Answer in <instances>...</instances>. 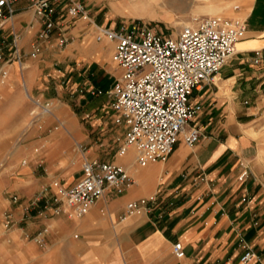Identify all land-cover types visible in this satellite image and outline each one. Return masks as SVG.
I'll return each mask as SVG.
<instances>
[{
  "label": "crops",
  "instance_id": "obj_1",
  "mask_svg": "<svg viewBox=\"0 0 264 264\" xmlns=\"http://www.w3.org/2000/svg\"><path fill=\"white\" fill-rule=\"evenodd\" d=\"M9 2L14 13L0 19V37L17 35L19 59L11 49L3 51L0 210L6 206L13 221L0 229V264H243L246 248L254 258L245 264H264V173L258 158L264 132V0H249L233 11L245 20V35L213 79L190 97L202 107L190 123L199 128L200 140L188 145L180 138L166 159L144 166L133 147L124 155L102 154L100 138L92 143L83 114L71 106L77 102L78 109L93 114L94 127L101 126L108 97L89 90L106 91L121 72L112 61L114 42L95 38L96 25L117 26L102 3H85L88 20H72L67 3H57L68 40L58 45L56 28L33 55L31 44L42 28L33 0ZM41 104L50 108L27 126L33 106ZM115 128L123 134L121 126ZM83 145H90L86 152ZM81 159L120 164L132 183L120 194L106 189L79 218L53 215L42 209L43 201L25 210L38 195L53 193L54 182L74 183ZM243 170L247 175L239 180ZM6 192L19 201L3 198ZM142 198L146 206L127 214L126 204ZM176 242L183 257L173 253Z\"/></svg>",
  "mask_w": 264,
  "mask_h": 264
},
{
  "label": "built area",
  "instance_id": "obj_2",
  "mask_svg": "<svg viewBox=\"0 0 264 264\" xmlns=\"http://www.w3.org/2000/svg\"><path fill=\"white\" fill-rule=\"evenodd\" d=\"M62 1L67 3L64 10L71 19H89L83 0H33L34 11L42 22V28L31 44L33 55L40 48L39 42L49 41L56 28L58 45L67 42L56 17L57 3ZM13 13L9 0H0L1 22ZM246 27L244 19L219 15L197 18L194 24L182 26L175 35H165L135 19L121 21L116 27L96 25V40L114 42L112 61L121 72L106 91L91 88L89 92L108 97L113 124L123 129L117 153L124 155L133 147L137 163L144 166L166 159L180 138L188 145L197 143L200 130L190 123L202 107L198 102H191L190 97L195 89L212 80L235 53V44L244 37ZM11 40L12 56L19 59L17 35ZM259 60L258 56L254 62ZM5 61L3 51H0V73ZM246 175L247 170H243L238 179L242 180ZM131 183L132 179L122 165L84 159L80 176L74 183L63 186L54 182V186H59L57 192L38 195L25 210L43 201L42 209L50 210L53 215L65 212L79 218L106 189L113 188L120 194ZM11 199L16 203L20 197L14 194ZM147 202L148 199L142 198L127 203L126 213L138 212ZM2 218L4 227H10L11 211L5 210ZM173 253L183 257L180 242L173 244ZM253 258L254 253L246 248L240 261L245 264Z\"/></svg>",
  "mask_w": 264,
  "mask_h": 264
},
{
  "label": "rangeland",
  "instance_id": "obj_3",
  "mask_svg": "<svg viewBox=\"0 0 264 264\" xmlns=\"http://www.w3.org/2000/svg\"><path fill=\"white\" fill-rule=\"evenodd\" d=\"M84 3H102V12L110 14L111 20L115 21V26L121 21H129L132 19L140 20L144 22L148 27H151L165 35H175L178 30L184 25H191L195 23V19L202 18L204 16H224L239 18L233 14L239 6H242L244 2L249 0H83ZM59 22L62 18H58ZM74 20V19H72ZM61 25V24H60ZM62 26V25H61ZM63 27V26H62ZM110 27V25L108 26ZM64 31V28H63ZM12 38V37H11ZM10 39L0 37V51L5 49H13ZM86 93V90H84ZM84 93V94H85ZM75 101H71V106L76 112H81V121L84 122L87 133L93 139V142H102V146L99 151L107 156H112L117 153L114 151V146L119 145V140L122 139L121 132H117L115 125L113 124V114H109V107L104 109L105 119H102L101 126H95L93 123V114L81 110ZM44 108H50L48 104L34 105L31 114V120L27 126L34 125L37 114L42 113ZM32 114V112H34ZM101 127V128H100ZM100 138V141L98 140ZM263 142L259 154V163L264 173V132ZM118 139V140H117ZM110 145V146H109ZM90 145H83V152L89 149ZM83 159L79 162V167ZM79 175V172L76 171ZM264 175V174H263ZM63 185V183H61ZM64 186V185H63ZM59 186H53L54 192L58 191ZM8 192L3 195V198H9L11 201V195L8 197ZM14 195V194H13ZM7 203V200H5ZM8 210L6 206H2L0 210V229H5L3 225L2 213ZM28 212L30 210H27ZM9 228V227H7Z\"/></svg>",
  "mask_w": 264,
  "mask_h": 264
},
{
  "label": "bare ground",
  "instance_id": "obj_4",
  "mask_svg": "<svg viewBox=\"0 0 264 264\" xmlns=\"http://www.w3.org/2000/svg\"><path fill=\"white\" fill-rule=\"evenodd\" d=\"M44 111H46V110H44Z\"/></svg>",
  "mask_w": 264,
  "mask_h": 264
}]
</instances>
